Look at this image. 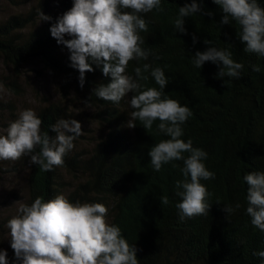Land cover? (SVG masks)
Masks as SVG:
<instances>
[{"label":"trees","instance_id":"16d2710c","mask_svg":"<svg viewBox=\"0 0 264 264\" xmlns=\"http://www.w3.org/2000/svg\"><path fill=\"white\" fill-rule=\"evenodd\" d=\"M190 2L166 0L163 12L144 14L150 21L149 30L140 35L145 39L144 46L158 57L153 60L150 56L147 62L161 67L169 78L165 94L192 110V117L183 126L182 139L191 138L193 147L207 152L205 165L215 173V179L201 181L213 193L207 215L179 220L174 182L181 178L178 169L182 161L153 171L147 151L167 137L157 134L156 122L146 131L138 122L133 128L126 126L131 93L119 106L98 99L93 89L110 80L95 65L92 72L85 73L83 87L79 86L78 72L69 67L67 49L49 33L50 25L71 8L72 0H56L53 4L38 0L27 11L0 21V59L15 71L36 61L57 78L59 100L36 112L43 131L54 135L48 126L56 120H76L85 115L70 109L69 104L74 102L93 110L88 116L99 124L101 133L89 150H71L63 158V165L52 171L42 172L28 156H21L9 172L17 171L18 166L25 172V204L36 196L48 200L61 194L62 172L76 176L78 180L67 198L89 203L109 201L108 218L121 228L129 243H134L139 264H259L253 253L264 249V233L254 229L244 214L246 185L242 176L249 171H264V58L243 52L244 45L236 36L238 26L234 22L220 25L221 13L212 0H197L201 13L184 18L185 34L175 32L171 21L177 8ZM259 3L264 7V0ZM39 12L50 16L51 21L39 22ZM207 12L212 16L203 14ZM192 36L196 37L195 45ZM204 40L229 48L233 59L244 65L239 79L225 77L224 83L210 62L200 70L193 68L190 56L205 50ZM254 64L260 66L259 72L251 70ZM134 66L137 62L130 61L129 74ZM142 83L156 87L151 77ZM163 196L168 198L167 204L160 203ZM236 202L241 204L240 209L226 219L223 206ZM5 234H0V249L6 251L12 264L13 251Z\"/></svg>","mask_w":264,"mask_h":264},{"label":"clouds","instance_id":"9594fccd","mask_svg":"<svg viewBox=\"0 0 264 264\" xmlns=\"http://www.w3.org/2000/svg\"><path fill=\"white\" fill-rule=\"evenodd\" d=\"M166 0H72V6L58 16L49 27V33L58 45L68 52L69 67L78 72V84L83 87L86 72L93 65L110 82L99 84L93 94L100 100L119 106L131 93L127 105L128 128L137 122L146 130L156 122L158 135L167 137L153 144L147 151L153 171L162 165L182 161L180 179L174 182L175 204L182 222L186 218L208 214L213 193L201 181L215 179L205 161L208 154L202 148L193 147L191 138L182 139L184 125L193 113L186 105L165 94L169 78L164 70L153 67L147 61L155 57L145 39L140 35L148 32L149 20L144 14L164 11ZM221 13L220 25L234 22L239 30L236 36L244 45V53L264 58V7L259 0H212ZM201 13V4L191 0L177 8L171 23L175 32L186 33L184 18ZM212 16L211 12L203 13ZM39 22L51 21V17L39 12ZM65 37H68L67 39ZM195 45L196 37L192 36ZM204 51L190 56L194 69L200 70L205 62L217 68V78L239 79L244 65L233 59L228 47H217L213 41L204 40ZM230 47V45H229ZM130 61L138 66L127 72ZM140 61H145L140 64ZM259 72L258 64L251 65ZM146 73V74H145ZM149 77L156 87H145ZM2 87V85H0ZM41 119L31 108L18 112L6 128H0V160L15 161L28 156L29 162L40 171H52L61 166L64 157L74 147V141L82 134L81 124L74 119L60 118L49 125L54 135L41 129ZM38 148V151L36 149ZM173 167H178L173 164ZM246 185L244 214L250 225L264 233V171L254 170L242 176ZM160 203L167 204L163 196ZM219 201L217 200V204ZM16 214L5 224L9 246L13 251L12 264H139L138 249L129 243L121 228L108 218V209L101 203L70 201L63 193L45 200L36 196L30 204L17 201ZM241 204H225L222 211L226 219L240 209ZM264 264V249L253 253ZM5 250L0 249V264H9Z\"/></svg>","mask_w":264,"mask_h":264},{"label":"rangeland","instance_id":"374dc122","mask_svg":"<svg viewBox=\"0 0 264 264\" xmlns=\"http://www.w3.org/2000/svg\"><path fill=\"white\" fill-rule=\"evenodd\" d=\"M14 1L17 3L0 0V21L10 15L23 13L38 3V0ZM55 1L50 0V3L53 4ZM57 81L56 77L44 70L36 61L29 62L15 71L13 67L0 59V85H2L0 87V128H6L22 109L31 108L36 113L48 103L59 100ZM69 106L76 113L85 112L82 117H76V121L81 124L82 134L73 142L72 149L85 152L100 135L101 127L88 116L94 113L90 108H84L74 102H71ZM12 164H14L12 160H0V234L6 233V236L8 229L5 224L11 216L16 214V202H22L26 193L25 172L22 171L21 166H18L17 171L9 172ZM77 180L76 176L62 172L59 179L61 193L67 196ZM99 203L104 204L108 209L109 201L103 199Z\"/></svg>","mask_w":264,"mask_h":264}]
</instances>
